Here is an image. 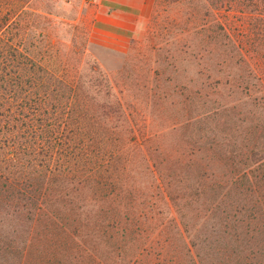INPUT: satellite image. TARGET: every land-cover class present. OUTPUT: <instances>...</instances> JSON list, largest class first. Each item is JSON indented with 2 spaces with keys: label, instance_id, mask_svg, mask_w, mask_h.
<instances>
[{
  "label": "trees",
  "instance_id": "trees-1",
  "mask_svg": "<svg viewBox=\"0 0 264 264\" xmlns=\"http://www.w3.org/2000/svg\"><path fill=\"white\" fill-rule=\"evenodd\" d=\"M16 2L11 19L9 9L0 14L4 260L237 264L247 236L264 244V0H204L201 16L198 0H171L190 6L183 51L219 76L217 101L202 82L186 89V105L200 102L204 112L185 113L172 152L116 145L94 129L96 114L114 112L106 97L97 102L98 83L54 75L5 37L26 5ZM136 161L149 191L129 181Z\"/></svg>",
  "mask_w": 264,
  "mask_h": 264
},
{
  "label": "rangeland",
  "instance_id": "rangeland-1",
  "mask_svg": "<svg viewBox=\"0 0 264 264\" xmlns=\"http://www.w3.org/2000/svg\"><path fill=\"white\" fill-rule=\"evenodd\" d=\"M12 1L0 0V14L9 9V19L21 5L16 0L11 4ZM23 1L26 4L23 11L13 19L8 29L3 30L5 37L10 36L17 42L20 40L24 53L49 68L54 75L98 83L97 102L106 103V97L114 112L111 117L94 113L97 116L91 121L96 126L94 129L103 128L111 143H140L148 148L171 151L180 141L185 113L204 112V108L199 107L200 102L194 106L186 105V89L197 88L202 82L207 86L205 91L210 93L207 97L219 100L215 91L219 87L216 89L213 85L219 76L183 51L188 35L193 34L188 33V21L183 19L190 11V6L185 3L152 0L148 16L138 21L123 50L117 51L108 46L107 37L103 36L101 39L105 43H101L99 34L94 32L98 28L96 15L111 11L109 5L112 0ZM113 1L119 4L128 0ZM198 2L201 16L206 4L204 0ZM206 11L208 19L214 16L215 10L206 7ZM175 20H178L177 25ZM118 113L128 117L118 119L115 117ZM128 138H131L130 141ZM121 157L127 158L126 155ZM139 164L140 161L135 162L134 170L137 172L129 181L135 180L139 191H149L147 186L141 185L146 183V178ZM138 181L140 184L136 183ZM246 239V242L237 245L239 250L244 249L237 264H264V244L259 237L250 240L247 236ZM171 243L176 249L180 247L176 239ZM177 260L179 264H190L184 256ZM12 262L13 259L8 262L0 256V264ZM158 263L162 261L159 259Z\"/></svg>",
  "mask_w": 264,
  "mask_h": 264
},
{
  "label": "crops",
  "instance_id": "crops-1",
  "mask_svg": "<svg viewBox=\"0 0 264 264\" xmlns=\"http://www.w3.org/2000/svg\"><path fill=\"white\" fill-rule=\"evenodd\" d=\"M152 0H128L116 4L113 0L109 5L111 11L96 15L97 27L95 33L100 39L108 38V46L117 51H122L126 41L131 36L134 26L140 19L148 16ZM100 42L105 43L102 39Z\"/></svg>",
  "mask_w": 264,
  "mask_h": 264
},
{
  "label": "built area",
  "instance_id": "built-area-1",
  "mask_svg": "<svg viewBox=\"0 0 264 264\" xmlns=\"http://www.w3.org/2000/svg\"><path fill=\"white\" fill-rule=\"evenodd\" d=\"M85 2H91V1H93V0H84Z\"/></svg>",
  "mask_w": 264,
  "mask_h": 264
}]
</instances>
